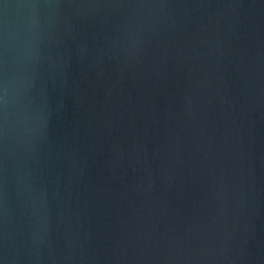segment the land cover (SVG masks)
<instances>
[{
	"label": "water",
	"instance_id": "95a60500",
	"mask_svg": "<svg viewBox=\"0 0 264 264\" xmlns=\"http://www.w3.org/2000/svg\"><path fill=\"white\" fill-rule=\"evenodd\" d=\"M0 264H264V0H0Z\"/></svg>",
	"mask_w": 264,
	"mask_h": 264
}]
</instances>
